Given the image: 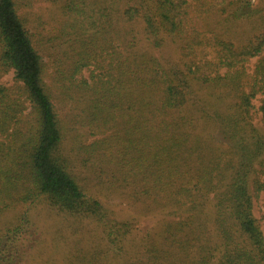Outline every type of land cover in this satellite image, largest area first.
<instances>
[{
    "label": "trees",
    "instance_id": "trees-1",
    "mask_svg": "<svg viewBox=\"0 0 264 264\" xmlns=\"http://www.w3.org/2000/svg\"><path fill=\"white\" fill-rule=\"evenodd\" d=\"M21 1L0 0V214L43 204L67 237L97 226L117 264H264V0H69L75 53L53 82L99 134L77 150ZM113 189L150 230L97 195ZM29 221L0 230V264H19L3 257Z\"/></svg>",
    "mask_w": 264,
    "mask_h": 264
},
{
    "label": "rangeland",
    "instance_id": "rangeland-1",
    "mask_svg": "<svg viewBox=\"0 0 264 264\" xmlns=\"http://www.w3.org/2000/svg\"><path fill=\"white\" fill-rule=\"evenodd\" d=\"M22 0V10L26 11L29 19L28 27L35 35V40L40 53L46 62V81L58 107L59 115L64 118L66 124L65 147L77 150L76 147L83 143H90L99 136L96 128L89 127L82 118L81 102L79 95L62 96L59 88L53 82V74L59 64L70 63L74 55L69 36L66 35L67 27L71 24L72 14L66 5L69 0H31V5L26 6ZM254 6H263V0H252ZM136 28H142L141 23ZM163 51L176 56L177 52L170 42H165ZM84 76L89 75V69H84ZM79 77V75H77ZM0 83L14 84V72L9 70L0 76ZM256 106L260 100L255 101ZM75 116L72 120L69 115ZM217 138L221 139L217 136ZM106 206L122 219L131 220L134 225L132 233L144 234L155 223L153 216L145 215V212L135 203L130 202L123 194L115 189L97 194ZM263 195L255 206V215L259 218L264 233ZM26 214L29 216L28 233L17 242L12 243L8 253L3 257L6 262L19 264H69L75 254L84 257L94 256L96 264H117L106 254V241L97 228L89 224L88 229L79 231L72 237H67L68 232L61 227L58 217L43 204L17 206L0 214V230L11 227L18 218ZM27 234V235H26Z\"/></svg>",
    "mask_w": 264,
    "mask_h": 264
}]
</instances>
